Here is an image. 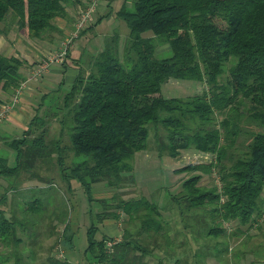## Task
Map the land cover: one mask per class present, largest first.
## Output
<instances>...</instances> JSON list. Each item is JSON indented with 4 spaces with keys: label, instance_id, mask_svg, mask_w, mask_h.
Listing matches in <instances>:
<instances>
[{
    "label": "trees",
    "instance_id": "trees-1",
    "mask_svg": "<svg viewBox=\"0 0 264 264\" xmlns=\"http://www.w3.org/2000/svg\"><path fill=\"white\" fill-rule=\"evenodd\" d=\"M78 1L0 0V35L8 32L1 23L9 15L29 37L40 39L47 34L51 39V33L58 30L55 17L66 15V5ZM128 1L115 13L129 30L122 50L118 34L106 36L102 48L87 61L88 70L79 67L61 96L58 90L62 87L43 91L21 136L4 140L16 155L13 165L0 156V176L9 181L0 195V242L16 247L21 241L22 222L9 216L13 209H6L7 192L19 190L20 176L33 169L36 160L55 158L69 190L71 180L90 199L94 183L111 189L110 197L94 198L103 205L98 212L101 220H115L123 213L125 222L137 224L134 232L124 227L119 240H111L106 233L96 238L95 224L89 226L87 247L96 264L176 260L165 206L142 195L123 196L136 187L132 185V159L136 151L150 147L153 131L159 154L177 157L187 149L210 154L209 159L179 168L189 174L181 178L180 189L170 194V203L193 239L197 235L214 239L217 245L210 248L215 258L225 264L231 258L235 263L246 251H234L228 238L242 241L245 237L241 235L253 224L257 227L255 222L264 214V0ZM102 17L91 21L79 35ZM145 31L151 34L144 35ZM159 42L169 44V55L155 54ZM25 64L23 56L0 51V91L13 93L25 79L21 71ZM170 77L200 81L204 88L184 97H165L161 84ZM43 107L45 113L40 114ZM48 111L60 124L57 138L49 140L44 138ZM69 155L72 159L67 163ZM78 155L84 158L77 159ZM208 175H213V184L205 185L203 179ZM39 176L28 179L44 181ZM31 202L28 207L34 206ZM107 241L112 242L107 245ZM156 250L163 254H155V261H150ZM229 250L233 257L226 256ZM9 251L17 255L12 264H33L17 251ZM193 254L192 264H201L199 260L204 257L206 262L210 253L195 247ZM48 260L49 264H76L54 255Z\"/></svg>",
    "mask_w": 264,
    "mask_h": 264
},
{
    "label": "rangeland",
    "instance_id": "rangeland-1",
    "mask_svg": "<svg viewBox=\"0 0 264 264\" xmlns=\"http://www.w3.org/2000/svg\"><path fill=\"white\" fill-rule=\"evenodd\" d=\"M99 2H103V0H98V3ZM110 8L113 13V11L118 8V5L114 7L111 5ZM76 14L74 15L75 17ZM113 19L114 20L109 23L107 21L108 18L103 17L99 23L96 22L97 26L95 28L94 24L91 29L88 28L87 33H81L75 37L74 40L77 39L76 44L78 45L76 46L74 53H72V56L69 55V58L65 55L62 59H69L71 64L76 63L78 67L82 68L83 72L87 71L89 65V63L87 65V61L102 48L105 37L112 33L108 32V29H116V32L114 33L119 35V49L122 50V42L128 35L129 30L125 21L121 17H117L115 14ZM95 20L96 16L94 13L92 22H95ZM1 25L8 29L6 30L8 31L7 34L0 35V40L3 42V45L11 43L13 49L10 52L26 56L30 62L33 59L34 53L31 49L33 48V46L31 47V43L39 48V51L36 50L35 52H47L45 49L51 45L50 41H54L55 36L59 35L57 30L51 33V39L48 38L47 34L44 35V38H40V40L31 38L25 33L24 29H17L14 21H11L9 15H7ZM104 31L107 33L102 34L101 36L98 35L97 38V33H102ZM143 34L150 35L151 32L145 31ZM170 53L171 50L169 44L166 42H159L158 45H156L155 54L158 57L167 56ZM51 65L52 64H50L45 71H47ZM67 87V84H63L62 90H58V95L61 96V91L63 92V89H66ZM203 88L204 83H201L200 81L170 77L161 84L160 92L165 97H184L189 94L201 92ZM34 98L39 102L40 99L38 96ZM38 102L35 103V105L38 104ZM35 105H32L31 112H33ZM45 107L40 111L38 110V112L40 114L45 113ZM48 114L46 123L47 130L44 134V138L47 140L50 138H57L60 129V124L55 115L51 114L49 111ZM152 132L153 131H150V147L146 150L136 151L132 159L135 179V182L132 185L136 184V187L127 190L123 196L126 197L131 194L134 196L142 195L150 202L157 204L159 207L165 206L164 208L168 210L167 215V210L164 211L165 218L168 220V229L167 223H165V228L168 230V234H170L173 238V242L176 244L177 259L174 260V257L170 259L165 258L164 264H183L184 260H186L185 262L187 264H192L193 258L195 257L192 253L195 247L201 248L202 252L205 251V253H210L206 262H204L203 257L201 261L199 260V263L225 264L223 260L220 262L219 258H215V252L210 248V246L217 245L215 244L216 241L205 235H197V238L193 239V235L185 229L184 221L182 220L183 217L178 214V209L173 203H170V194L180 189L181 178L189 174L187 170H181L179 168L189 162L194 163L209 159L210 154L195 149H187L177 157H172L166 153L159 154L155 148L157 145L153 142ZM158 133L162 137L163 130L159 129ZM147 138L149 139V135ZM66 140L67 137L64 135L63 142H66ZM15 155L16 152L13 149L5 145L0 146V156H4L7 160L13 161V164ZM71 157L69 155V157L66 158L67 163L71 161ZM83 158V155L77 156V159ZM32 168L33 169L29 170L28 173L25 172L22 175L28 179L31 175L39 174V177L41 178L42 176L44 181L38 180L37 178H31L32 180H29L28 190L23 192L16 191L11 195L15 200V207L10 206V208L13 209V212L11 211L12 214L9 215L7 212L5 215H13L16 220L19 219V221L22 222V226H20L21 230L18 233L21 241L16 247H12L11 244H9L10 246H6L5 243L0 242V260L3 261L5 256H9L3 264H12L14 256H17L14 253H10L9 250L13 249V251H17V254L21 258H24L26 261L30 263L32 262L33 264H49L50 262L48 259L53 255L57 258H65L76 264H96V262L93 261L92 250L87 247L88 228L92 224H95L94 234L96 238H101L108 229L98 215V212L101 211L103 205L94 198L110 197L113 192L102 182L94 183L91 192L92 198L90 199L83 191L81 185L75 180L70 181L71 188L69 190L67 182L60 175L58 166L55 163V158H52V161L36 160V164H34ZM22 175L19 178V184L21 183V179H24ZM203 182L205 185L213 184V175L204 177ZM216 182H218L217 179ZM8 183L9 181L4 185L8 186ZM3 191L4 190H0V195ZM118 194L120 195V193ZM31 201H33L34 206L28 207V204H30ZM16 202L17 205L19 204L20 206H17ZM1 206L4 207V205ZM169 207H171V209ZM263 217L262 213V216L255 222L257 227H252L254 224L250 226L256 231V235H253L251 232V234L248 232V235L243 233L244 235L241 236L245 238H241L240 240L242 241H239L238 237L234 236L228 238V245L234 246V251L240 248L246 252H243L244 256L242 255L239 257V260L235 263H233L235 259L229 257L230 259H226L228 260L227 264H264V258H259L261 257L260 255L264 256ZM113 221L114 222L112 223H114V226L122 231L123 228L127 226L128 230L134 232V229L137 226L134 222L130 224L125 222L123 213H120V215ZM186 221L188 223L194 222L192 218L191 221L186 218ZM108 222H110V220L106 223ZM65 225L67 227H65ZM260 226L262 227L261 229ZM229 228H232L231 224L229 225ZM185 232L190 234L186 235ZM68 236H70L69 239H67ZM113 239L117 240L118 238L112 237L111 240ZM156 251H154L156 253H154L153 256H149L150 261H155V254H157V256L163 254V251ZM255 253L257 258L254 255ZM229 255L232 257L234 256V254L231 253V250L227 251L226 256Z\"/></svg>",
    "mask_w": 264,
    "mask_h": 264
},
{
    "label": "crops",
    "instance_id": "crops-1",
    "mask_svg": "<svg viewBox=\"0 0 264 264\" xmlns=\"http://www.w3.org/2000/svg\"><path fill=\"white\" fill-rule=\"evenodd\" d=\"M85 1L87 2L88 0H79L78 2H71V3L67 4L66 5V15L55 17L54 23L56 24V26L59 30L58 31L59 35L55 36L54 41H50L51 45L49 47H47V49H45L47 52H41V53L35 52L39 48H38V46L31 43V47L33 46V48H31V49H32V51H34L32 61L30 62L29 59L26 58V56L20 55L26 59V64L21 69L24 78H27L30 76V74H31L30 71H31L32 67L34 68L37 60L40 57H44L47 53L54 51L57 48V46L59 45V41L62 39V37H64L73 28V22L76 19V17L74 15L76 14V12L78 14L79 10L86 4ZM125 2H126V4L130 3L128 0H122V2H121V0H103V2H99L97 5V8L95 10L96 18L99 15L100 16L103 15V17L108 18L107 21L109 23H111L114 20L113 17L115 15L116 11ZM111 5H113V7L118 5V8H116L113 11V13H112V9L110 8ZM77 14H76V16H77ZM96 26L97 25L95 24L94 28ZM91 28H89V29H91ZM115 30L116 29H114V30L108 29L107 31L114 33V32H116ZM87 31H88V29H86L84 32H82V34L87 33ZM105 33H107V32L104 31L102 33H97L96 36L98 38V35L101 36L102 34H105ZM76 40H74L72 42L70 48L68 49L67 57L69 55L72 56V53H74V50L76 49V46L78 45V44H76ZM12 47H13V45L11 43L8 45L7 44L3 45V42L0 40V51H2L4 54L12 53V52H10L13 49ZM48 49H50V50H48ZM14 54L19 55L18 53H14ZM64 60L61 59V60L53 62L51 67L47 71H45L44 73H42V75H40L34 79L28 80L26 85L23 86L22 91L20 92L18 101L11 104V108L8 111L7 115L3 119L0 120V146H2L4 140L12 138V136H14V137H20L21 136L22 131L27 127V122H28L29 118L37 110V108H36L37 104L35 105V103H37L38 100H36L34 97L38 96L40 98V95L42 94L43 91L57 89L59 87H62L63 84L69 85L72 82V80L74 79L79 67L76 63L71 64L69 59H67L65 61ZM11 94H12V91L9 93L4 92V91H0V97H1L2 101H4V102L10 101ZM32 105H35L33 112H31ZM12 162L13 161L8 160V164L13 165ZM14 163H15V160H14ZM22 176L24 177V179H21V183H20L21 186L18 190L21 192L29 189L28 188L29 179H27L24 175H22ZM7 182H8L7 178L0 176V190H4V188L6 187L4 184ZM13 194L14 193L11 191L7 192V202L5 205H6V209L8 211H10V209H9L10 206L15 207V200H12V199L10 200L11 195H13ZM16 205H17V202H16ZM17 206H20V205L18 204ZM108 220H110V222L106 223ZM113 220L114 219H106L103 221V223L106 224L107 229H108L106 234H107V236H111V237H115V238L120 239L122 230L121 229L119 230L118 228H116L114 226V223H112V222H114ZM248 231L251 233L256 232L253 229L252 230L248 229ZM113 235H115V236H113Z\"/></svg>",
    "mask_w": 264,
    "mask_h": 264
},
{
    "label": "built area",
    "instance_id": "built-area-1",
    "mask_svg": "<svg viewBox=\"0 0 264 264\" xmlns=\"http://www.w3.org/2000/svg\"><path fill=\"white\" fill-rule=\"evenodd\" d=\"M98 5V0H89L79 10L76 19L73 22V28L59 41V45L56 50L50 54H46L44 57L39 58L34 68L31 69L29 77L23 79L20 84L14 89L10 101L0 103V120L3 119L11 108V104L17 102L20 92L27 81L34 79L40 75L52 64L53 61L62 59L69 47L71 46L75 37H77L80 31L85 28L93 20V15ZM264 216V214H263ZM112 241H107V245H110Z\"/></svg>",
    "mask_w": 264,
    "mask_h": 264
}]
</instances>
